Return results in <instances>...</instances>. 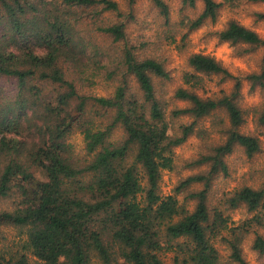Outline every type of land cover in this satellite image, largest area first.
I'll return each mask as SVG.
<instances>
[{"label":"trees","instance_id":"trees-1","mask_svg":"<svg viewBox=\"0 0 264 264\" xmlns=\"http://www.w3.org/2000/svg\"><path fill=\"white\" fill-rule=\"evenodd\" d=\"M151 1L169 21L168 3ZM198 1L182 0L183 9ZM201 1L196 17L183 16L188 32L218 20L222 2ZM105 10L121 15L115 0H0V200L15 203L0 210V241L6 226L26 235L0 250V264H31L29 255L45 264H166V253H172V264H249L244 243L251 235V249L264 255V182L210 204L213 181L229 175L226 157L238 146L249 157L260 151L259 138L240 128L251 111L264 125V107H242V79L214 56L197 52L188 58L193 72L184 75L187 86L173 95L185 105L169 110L156 84L171 78L162 61L138 56L127 41L106 50L84 33L83 18ZM254 14L264 20V11ZM97 29L116 43L127 37L123 22ZM215 35L240 54L264 46L258 32L235 19ZM97 75L113 84L112 95L80 91L79 84ZM203 75L233 81V87L204 96L198 92ZM246 79L264 104V57ZM209 116L211 130L201 126ZM117 127L125 137L113 142ZM75 131L84 135L90 159L77 157L68 142ZM213 131L224 140L206 144L187 162L205 168L163 195L162 171L174 168V148L193 134L205 141ZM196 184L202 186L192 188ZM241 208L251 216L233 220L229 212Z\"/></svg>","mask_w":264,"mask_h":264},{"label":"rangeland","instance_id":"rangeland-1","mask_svg":"<svg viewBox=\"0 0 264 264\" xmlns=\"http://www.w3.org/2000/svg\"><path fill=\"white\" fill-rule=\"evenodd\" d=\"M118 2L121 15L105 10L101 14H93L83 18L81 28L88 36H92L96 42L106 50H116L123 47L125 41L127 46H135L136 54L141 57L152 56L162 61L170 72L171 78L165 81L156 80L157 88L163 90L165 98L169 102V110L175 106H184L185 102L174 98V91L179 86H187L184 83V75L187 72H193L189 66L188 58L191 54L201 52L210 54L223 63L234 75L242 79V89L240 102L244 108L257 107L262 109L263 95L259 90L251 91L250 84L246 75L261 68L264 57V46L249 53L240 54L237 47L228 42H222L215 35L217 30L223 29L231 19H235L247 27L254 29L264 38V20L257 19L254 11H264V2H253L249 0H217L222 2L219 17L216 23H207L206 25L188 32L182 24L184 15L196 17L204 8L201 0L197 2L195 8L183 9L182 0H165L170 7V19L167 21L160 13L159 9L151 0H137L132 3L130 0H115ZM113 22H123L125 24L126 39L121 42H114L109 34L97 29L99 25H109ZM93 82L79 84L80 91L87 95L110 96L114 91L111 82L97 75L92 78ZM204 87L198 89V92L204 96L221 95L223 91L230 92L233 87V81L221 82L218 76L203 75ZM133 88L137 87L135 78H131ZM254 111L246 114L245 123L240 130L255 135L261 143L260 151L253 157L246 155L244 149L240 146L226 157L229 166V175H220L212 183V192L210 204L216 205L219 198L225 193L232 191L243 185L259 187L264 182V125L257 122ZM109 116L105 117L108 120ZM185 121L187 119H184ZM201 126L212 129V117H206L202 120ZM125 137L124 130L117 127L112 136L113 142H120ZM224 140L221 134L213 131L210 137L203 141L199 136L193 134L186 142L174 148V168L162 171L160 181L161 193L167 195L173 193L179 182L187 176L197 173L205 168L188 167L187 162L196 159L203 153L208 146L206 144H217ZM73 145V150L77 157L84 160L90 159L85 150L84 135L75 131L68 139ZM202 185L196 184L192 188H200ZM179 199L185 202V194L179 195ZM15 203L13 199L0 200V210L13 209ZM195 202L190 200L187 207L192 209ZM235 221L242 220L251 214L244 208L229 212ZM4 238L0 241V250L14 247L18 242L24 240L26 235L24 230L14 226L3 227ZM264 234V227L261 228ZM251 235L244 243V254L249 264H264V255H258L251 247ZM223 254L227 255L224 245H219ZM30 256L31 264H45ZM166 264H172V253L164 254Z\"/></svg>","mask_w":264,"mask_h":264}]
</instances>
